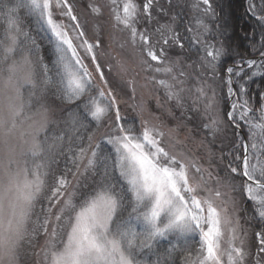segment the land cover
Listing matches in <instances>:
<instances>
[{"label":"snow or ice","instance_id":"1","mask_svg":"<svg viewBox=\"0 0 264 264\" xmlns=\"http://www.w3.org/2000/svg\"><path fill=\"white\" fill-rule=\"evenodd\" d=\"M155 4L110 0L112 27L125 34L119 47L131 51L140 72L151 73L146 79L178 108L187 91L182 57L195 54L200 87L193 103L205 101L203 128L213 136L223 122L212 86L219 82L236 141L225 186L251 205L250 219L262 222L255 242H246L235 201L221 199L219 178L169 151L162 125L121 115L98 60L100 29L88 36L76 0H0V264H20L23 250L40 236L44 244L34 254L42 255V264H149L150 256L156 258L151 264H264V0H248L246 8L252 22L243 39L260 38L248 45L252 58L234 52L213 0H195V27L179 14L160 23ZM87 7L103 16L102 6ZM22 11L35 20L50 61L22 26ZM49 90L70 106L64 111L71 134L50 120ZM135 107L143 117V103ZM61 156L66 164L56 173ZM190 240L198 246L195 255Z\"/></svg>","mask_w":264,"mask_h":264},{"label":"rangeland","instance_id":"2","mask_svg":"<svg viewBox=\"0 0 264 264\" xmlns=\"http://www.w3.org/2000/svg\"><path fill=\"white\" fill-rule=\"evenodd\" d=\"M187 1L193 9L192 5L195 3V0ZM173 3L174 0H171V2H169V0H156L153 16L159 20L160 23L168 22L169 19L167 16L163 18V15H158L156 10L163 8L168 12L167 7ZM89 4H98L102 6L103 16L96 17L91 14L90 9L87 7ZM109 5L110 0H76V14L81 21L87 20L86 30L90 38L95 36L98 27L100 29L102 46L98 49V60L101 63L105 76L109 80L110 86L113 88L120 101L121 115L126 117L129 122L135 121L137 124H139L140 119H147L151 124L162 125L166 133L164 137V146L169 151L184 153L190 156L197 160L200 165L207 170L205 172L206 177L208 172H211L213 180L219 178L220 191L225 193L221 199L223 201H228L229 198H231L235 201L236 212H239L241 215L240 223L245 233L246 242L248 244H253L255 242L254 233L257 231L251 226L248 220L246 222L244 214L240 211L244 200L238 193L231 192V190L225 186L227 184L228 174L226 165L229 159H231L229 153L235 150L236 141L235 130L227 123V120L224 119L223 116L224 101L221 99L223 92L219 86V82L212 86L217 93L219 107L218 115L223 122L219 127V131L213 136L203 128L204 123L207 122V117L204 114L205 101L200 100L195 104L193 103L197 95L196 89L200 87V76L198 75L200 70L198 63L196 68L195 65L189 68L187 65L191 63L183 59L184 70L188 75L182 78L185 82L181 87L187 91L183 93L184 107L178 108L174 101H169L167 99L164 88L146 79V76L151 75V73L146 74L140 72L136 58L132 55L131 51L119 47V44L125 38V34L113 29ZM193 12L194 15L191 18L193 22H191V24L195 27V19L198 13L194 9ZM20 15L23 21L22 14ZM22 26L25 30L30 31L24 24ZM154 26L155 23H153V27ZM31 34L35 37L33 32H31ZM176 55L177 54L173 52V56ZM52 58L53 57H51V59ZM108 64L112 65L111 71L108 69ZM121 66L127 70H122ZM156 75L157 79L167 78L163 74ZM130 80L134 81L132 85L128 83ZM208 83L212 82L208 81ZM133 87L135 88V93H133ZM209 95H211V92H209ZM157 99H159L162 107L157 106ZM55 100L60 99L52 90H49V94L45 98L44 103L50 109V120L57 123L62 105L58 104ZM141 103H143L145 107L143 117L137 115V109L135 107ZM177 109L179 112H176ZM169 111L172 112V116L168 115ZM191 122H196L198 127L190 124ZM169 129L173 130L170 135L168 134ZM103 131L104 129L101 128L98 133L101 134ZM60 171L62 170L54 172L59 173ZM209 187L215 189L217 185L210 180ZM220 202L221 201H217V203ZM39 208L40 204L37 203V211ZM43 244L44 237L40 236L34 241L33 247L25 248L20 258V264H42V255L37 256L34 253L38 252Z\"/></svg>","mask_w":264,"mask_h":264},{"label":"trees","instance_id":"3","mask_svg":"<svg viewBox=\"0 0 264 264\" xmlns=\"http://www.w3.org/2000/svg\"><path fill=\"white\" fill-rule=\"evenodd\" d=\"M257 3H259V0H256ZM248 6V0H213V7L216 9V11L223 17L221 21H218V23L222 24L226 32L228 33V39L232 45V49L234 52H239L243 54L246 58H252L251 56V50L248 47L249 44L255 43L259 44V35L256 36V39L254 41L243 39V35L245 31L250 32L251 28L249 25L252 22V17L250 14L246 12V8ZM168 10V16L167 18L170 19L172 15L179 14L180 17L183 18V23L188 24L193 22L191 19L194 15L193 9L191 8L190 4L187 0H174V3L171 4L169 7H167ZM22 18H23V24L29 28L31 32L34 33L36 39L41 44V47L43 49L42 54L45 56L46 62L51 60V57L48 55L47 48L45 47V42L41 40V34L38 31V26L33 18L27 17L24 12H21ZM165 18V16H163ZM210 22V21H209ZM5 25L3 22H0V37L3 36ZM179 31H183V27L178 29ZM177 55L179 53L175 52ZM236 59H239V57H235ZM185 61L194 64L195 68L197 66V56L195 54H192L190 58L188 57H182ZM227 64H232L233 59L229 58L226 61ZM260 81L257 80V83ZM255 85H253V88ZM58 104L62 105V109L59 114L58 122L56 123L58 125L57 130L63 131L65 129H69L68 134H71L69 125L65 123V121L68 118V111H64L65 108H69L70 106L63 103L61 100H55ZM227 105L223 104V111L226 110ZM176 112H179L177 109ZM190 124H193L194 126L198 127L196 125V122H191ZM52 127H55L53 125H50V129ZM93 130L95 129V126H92ZM98 133V132H97ZM51 134V132H50ZM99 133L97 134V139L99 138ZM59 163L53 165V171H59L63 170L66 164V160L64 157H58L57 158ZM70 166V164H69ZM247 207L249 211L247 213H243L245 220L250 222L251 226L256 230L259 231L260 227L262 226V222H260L257 219H250V217L253 216V213L251 212V205L244 203L242 204V208ZM191 245V250L193 251V255L195 252V249L197 247L194 240L189 241ZM149 264H151L152 261H154L156 258L154 256L147 257ZM179 260V257H177ZM182 264V261L180 262Z\"/></svg>","mask_w":264,"mask_h":264}]
</instances>
